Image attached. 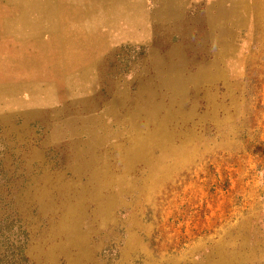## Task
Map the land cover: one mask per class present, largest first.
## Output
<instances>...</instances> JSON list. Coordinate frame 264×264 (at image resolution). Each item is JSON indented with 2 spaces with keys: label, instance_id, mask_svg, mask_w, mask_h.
Instances as JSON below:
<instances>
[{
  "label": "rangeland",
  "instance_id": "374dc122",
  "mask_svg": "<svg viewBox=\"0 0 264 264\" xmlns=\"http://www.w3.org/2000/svg\"><path fill=\"white\" fill-rule=\"evenodd\" d=\"M0 264H264V0H0Z\"/></svg>",
  "mask_w": 264,
  "mask_h": 264
}]
</instances>
